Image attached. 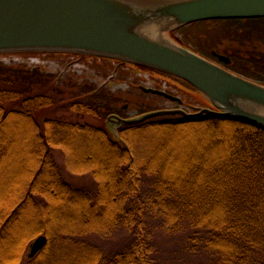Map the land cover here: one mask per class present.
<instances>
[{"label": "trees", "instance_id": "trees-1", "mask_svg": "<svg viewBox=\"0 0 264 264\" xmlns=\"http://www.w3.org/2000/svg\"><path fill=\"white\" fill-rule=\"evenodd\" d=\"M251 21L259 26L249 27ZM210 23L218 26L205 31ZM223 33L239 41L264 38V17L198 21L171 32L212 59L214 37ZM240 51L229 53L238 61L232 69L249 76L254 65ZM262 62L256 66L264 72ZM60 81L42 68L0 61V184L4 172L26 166L0 186V264H264L263 126L178 114L125 125L116 137L107 125L40 120L60 104ZM43 86L51 91H38ZM79 88L60 105L106 118L122 112L121 96L93 84ZM16 125L28 138L24 144L11 141ZM54 147L64 151L72 173L92 174L94 192L64 179ZM120 227L131 240L109 255L81 240L89 233L112 237ZM161 231L172 239L171 251L159 247ZM40 234L47 244L25 261L28 244Z\"/></svg>", "mask_w": 264, "mask_h": 264}, {"label": "water", "instance_id": "water-1", "mask_svg": "<svg viewBox=\"0 0 264 264\" xmlns=\"http://www.w3.org/2000/svg\"><path fill=\"white\" fill-rule=\"evenodd\" d=\"M264 17V0H0V54L66 52L120 60L180 78L212 107L197 112L163 108L136 117L108 116L118 136L125 126L157 116L230 117L264 127V84L238 74L188 46L172 31L198 21ZM222 62L227 55L214 52ZM146 92L182 102L165 90ZM47 243L39 236L34 257Z\"/></svg>", "mask_w": 264, "mask_h": 264}, {"label": "rangeland", "instance_id": "rangeland-1", "mask_svg": "<svg viewBox=\"0 0 264 264\" xmlns=\"http://www.w3.org/2000/svg\"><path fill=\"white\" fill-rule=\"evenodd\" d=\"M210 24L211 25H206L204 27L205 31L211 30L213 29V27L218 26L217 23H213V24L210 23ZM256 26H259V24L253 21L249 22V27H256ZM189 31L191 32L194 31V28L193 29L191 28V30L189 29ZM184 34L185 32L183 31L178 32L179 36L184 37ZM202 36L206 37V33L201 34V38ZM233 38L235 37H232L231 35L226 33L219 34L217 38L214 37L215 40H213V43L215 44V46L212 49L224 54L232 53L233 50H237V49H240L242 52H246L247 54L253 52L254 50H260L263 51L264 53V42L259 43L257 41L258 39L264 40V38H259V36L251 37L248 40L242 38V41ZM202 39H201L202 44L209 45L207 41H204ZM189 44L194 45L193 39L189 38ZM71 57L73 58H70V56H66V55L60 56L59 58H55V57L52 58V56H47L46 59L45 58L42 59L43 60L42 64H40L45 72L52 73L60 77L61 81L59 82L60 83L59 91H61V93L58 94L59 95L58 103L60 104L63 103L62 101L69 99V97H71L72 95L80 94L79 87L81 85L93 84L100 89H105L107 91H110L111 93L121 96L123 100L119 102V106H122L123 104L127 105L128 110L126 115L135 114L136 111L143 108V106H147L149 110L174 108L176 106L175 105L176 103L174 101L166 98H161L155 94L144 92L140 88L139 85L155 86L154 85L155 80L148 77V75H150L149 71L135 73L134 68H130L129 70H126V72L125 71L115 72V69L113 68L114 65H110V67L108 68L107 66L98 63L101 62L102 60L88 58V60L82 62L76 56H71ZM32 60H34V58L28 59L27 56L23 57L20 55L0 56V61L4 62L5 64L8 65L22 64L27 67L34 68V65L31 62ZM39 60L41 61V59ZM169 79L172 82L176 83L177 87H179L180 85L182 87L184 86L183 82H180L177 79H174L172 77H169ZM164 83H167L168 85L174 87L173 84H170L168 82H164ZM178 89L179 88H177L176 90L178 91ZM49 90L51 91L50 87L48 89L44 86L40 89L38 88V91L47 92V93L49 92ZM70 92H72V94H70ZM190 94L192 95V97H189L188 95L182 96L181 94H178L180 97H183L185 101L184 105L186 107L193 108V106H203L199 104L200 102L205 105L209 103L208 102L209 100L206 99V97L202 93L198 92L196 89H191ZM60 104H58V106L54 109L51 108L46 109L45 112L39 114L38 118H40V120H44L43 117L44 118L64 117V118H69L70 120L75 122H84V123L86 122V123L94 124L96 126L98 125L105 126V124H107L105 122L106 117H100L97 114H90V113L83 114L81 112H80L81 114L80 113L77 114L78 112L76 110H74L76 112L75 113L72 109ZM23 131L24 130H21V128H19L18 125L13 127L10 133H16V135L14 137L11 136V141L13 142L19 141L20 144H22L24 141L27 142L28 138L23 135V133H25ZM179 133H185V132H179ZM15 149L16 151L23 150V148H21V145L20 146L16 145ZM52 152L53 154H55L57 163L61 165L62 175L67 182H69L76 188L84 189L91 192H94L97 189L98 186L97 181L95 180V178L92 176L91 173L75 174L66 168L65 154L61 148L54 147L52 149ZM17 160L18 159H16L15 157L12 160V164L17 163ZM25 167L26 166L24 164L22 168L19 170H14L13 168H11L12 170L9 169L10 171L4 172L3 182L1 183L2 184L1 189L5 187V185L8 184V182L11 184V177L13 175L16 176ZM8 190L9 189H7V191ZM41 235L46 236L45 234H40L37 237L33 238L31 243L28 244L27 250L24 253L25 261H27L30 258H33L30 256L32 244ZM166 235H167L166 232L161 231L156 235V240H158V245L161 248V250L163 251L164 249L165 252H168L169 250L171 251L173 249L174 245L172 239L170 237H166ZM81 240L96 245L97 247L101 248L107 255H109L123 248L126 244H128L131 238L129 231L124 227H120L115 229L112 237H103L95 233H89L82 235ZM1 261L2 260L0 258V262Z\"/></svg>", "mask_w": 264, "mask_h": 264}, {"label": "flooded vegetation", "instance_id": "flooded-vegetation-1", "mask_svg": "<svg viewBox=\"0 0 264 264\" xmlns=\"http://www.w3.org/2000/svg\"><path fill=\"white\" fill-rule=\"evenodd\" d=\"M257 41H258L259 43H263V42H264L263 39H258ZM213 51H214V50H213ZM213 51H212V54H213ZM262 53H263V51H260V50H254L253 52H251V53H249V54H247L246 52H242V51H240V54H241L242 56L248 58V60L250 61V64L254 65V72L250 73V75H249L248 77H250V78H252L253 80H256V81H258V82L264 84V72L261 71V70H258V69H257V66H256V64L263 63L262 60H264V55H263L264 53H263V54H262ZM227 55L231 58V62H229V63H224V62H223V65H225L226 67L228 66V67L232 68V65L237 64L236 62H238V61H237V60H234V58H233L230 54H227ZM213 57H215V59H216V55L213 54ZM98 63L101 64V65H105V66H107L108 68H109L110 65L112 64V63L109 62L108 60H102L101 62H98ZM112 65H114L115 72H118V71H124V66H123L122 64H120L119 62H118V63H115V64H112ZM133 68H134V70H143L142 67H137V66H135V67H133ZM237 72H239V71H237ZM240 73H241V72H240ZM151 74H152V75H155L154 77L156 78L157 74H155L154 72H152ZM160 76L163 77V78H165V79H168L169 81H171V80L169 79V77H167V76H165V75H160ZM160 76H158V77H160ZM155 82H156L157 84L160 83L157 79H155ZM139 86H140V85H139ZM154 87L159 88L158 85H155ZM142 90H143V89H142ZM143 91H144V90H143ZM159 97L163 98L162 96H159ZM121 107H122V112H121V113H118V112H117V114H119V115H121V116H123V117L127 116V115H126L127 110H128L127 105H124V104H123ZM108 132H109V131H108Z\"/></svg>", "mask_w": 264, "mask_h": 264}]
</instances>
